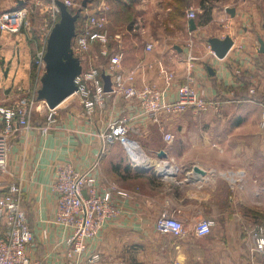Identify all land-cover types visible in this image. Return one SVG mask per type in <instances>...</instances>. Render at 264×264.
<instances>
[{"label": "crops", "instance_id": "obj_1", "mask_svg": "<svg viewBox=\"0 0 264 264\" xmlns=\"http://www.w3.org/2000/svg\"><path fill=\"white\" fill-rule=\"evenodd\" d=\"M97 1L89 0V9L104 0ZM131 2L151 15L121 29L122 69L142 64L135 84L159 86V61L174 74L167 100L175 99L176 87L187 83L189 75L198 95L213 100L217 107L207 113L161 110L148 116L134 100L108 97L105 108L87 118L80 105L70 109L68 104L62 105L64 100L57 106L56 126L48 134L17 131L10 140L8 178L18 182L23 191V207L34 236L28 255L42 264H264L262 255L252 251L250 236L257 228L264 233L260 127L264 52L259 51L258 41H264V0H237L223 3L220 9L205 6L204 0H198L197 5L191 0L190 7L203 12L194 18V30L189 28L186 13L173 17L174 0ZM226 8H233L234 16ZM134 24L144 26V32H136ZM226 35L233 44L218 58L207 40ZM147 43H152L151 50H145ZM13 57L12 52L1 50L0 70L12 63L9 59ZM119 118L127 119L132 128L130 138L138 143L130 145L133 159L139 167L150 166L149 170H137L119 142L99 154L97 134ZM165 133L173 135L171 142L164 140ZM160 150L169 162L161 169L169 170L165 178L157 174L162 165L157 154ZM95 160L96 186L113 182L131 197L117 198L119 215L88 241L85 253L79 256L65 242L70 230L54 222L56 200L51 184L58 165L69 164L82 172ZM194 166L204 173H194ZM227 169L245 171L239 189L231 190L220 176ZM163 212L184 220L186 233L182 237L156 231L154 221ZM202 217L213 219L215 225L209 234L198 237L193 225ZM94 253L99 260L89 259Z\"/></svg>", "mask_w": 264, "mask_h": 264}, {"label": "built area", "instance_id": "obj_2", "mask_svg": "<svg viewBox=\"0 0 264 264\" xmlns=\"http://www.w3.org/2000/svg\"><path fill=\"white\" fill-rule=\"evenodd\" d=\"M49 1L53 15L57 16L59 10L55 3L56 0ZM61 1L66 7H71L73 4L71 0ZM106 7L102 1L94 9L84 8V11H80L75 23L78 31L75 30L76 34L72 39L71 46L73 54L80 60L82 69L74 78L77 91L68 98L77 99L85 117L90 118L97 110H103L108 97L134 100L141 113L148 116H155L161 110L169 113H182L191 109L195 112L207 113L217 107L213 100L198 95L192 86V79L189 75L187 83L176 87L175 99L167 100L168 88L171 86L174 74L159 61L156 64L162 76L161 85L144 83L137 86L135 74L142 64L135 65L126 71L122 69L124 58L122 33L110 32V20L106 13ZM83 12L85 15L82 17ZM185 13L188 20L196 17L192 8H187ZM27 23L25 8L0 11L1 33L18 34ZM133 26L137 27L138 24ZM48 34L33 58L39 77L44 72L43 58ZM111 42L115 44L113 51H110L109 47ZM152 47V43H147L145 50H151ZM190 59L192 57L189 55L188 60ZM102 75L109 77L110 91L104 90ZM39 86L33 88L31 93L28 90L23 91L12 104L0 106V264H42L41 261L32 259L28 255V249L33 243L34 236L29 228L23 207V191L18 182L8 178L11 137L20 129L24 131L36 130L40 135H46L56 126L57 107L49 108L44 101L36 99ZM40 102L41 105H39ZM34 113H44L43 123L35 124L33 122L32 115ZM260 127L263 130L262 142L264 143V112ZM131 133L132 128L127 124L126 118L112 120L105 130L97 134L101 144L99 154L104 153L109 145L119 142L137 167L130 145L138 143L130 138ZM163 138L165 141L171 142L173 135L165 133ZM147 158L148 156L145 154V161ZM159 163L162 165L157 174L162 178L170 175L168 169L161 170L164 167L167 168L165 166L167 163L164 161ZM97 165L98 160H95L91 167L82 172L69 164L58 165L51 184L56 200L54 222L64 229L70 230L65 242L71 251L79 256L85 253L88 241L119 215L117 198L131 197L128 190L113 182H106L102 188L97 187L96 178L93 175V170ZM219 174L227 181L231 190L239 189L246 176L242 169H227ZM214 225L215 221L211 218H198L194 222L193 232L198 237L205 236L210 233ZM154 227L156 231L169 233L176 238H180L186 233L184 220L172 212H163L156 217ZM250 236L253 242L252 251L261 254L264 260L262 229L257 228L250 233ZM89 259L97 261L99 255L94 253Z\"/></svg>", "mask_w": 264, "mask_h": 264}, {"label": "rangeland", "instance_id": "obj_3", "mask_svg": "<svg viewBox=\"0 0 264 264\" xmlns=\"http://www.w3.org/2000/svg\"><path fill=\"white\" fill-rule=\"evenodd\" d=\"M71 1L73 3L71 8L73 9L80 7L82 9L81 11H84V8L88 7L87 4L90 3L89 0ZM83 1H85V7L82 6ZM93 1L95 3L97 0ZM175 1L176 0H174V2ZM197 1L198 0H195L196 5ZM236 1L237 0H204L203 4L205 6H217V9H220L223 3H231ZM181 2L183 6L186 4V7L183 9L184 13L187 8L194 9L196 16L197 14L203 13L200 8L190 7L191 4L189 3H191V0H181ZM104 3L107 6L106 13L110 20L109 30H112V32L120 30L119 27H116L117 24L121 26V24H126L129 19H133L134 21L140 17L143 19L144 17L151 15L148 10H142L124 4L125 6L129 7L128 17H125V14L120 13L119 19L116 21V19H114V9L110 7L106 0H104ZM20 8L26 9V17L28 22L27 25L23 27L18 34H6L0 32V51L7 50L12 52V55H16V57L9 59L12 61V63H10L7 67L3 65L2 69L0 70V106L12 104L22 94L23 91L28 90V92L31 93L33 88H35L37 85L39 86V72L33 63V58L36 51L39 50L44 43L48 31H50V28L59 19V14L57 16L53 15L49 0H0V11ZM89 8L90 7H88V9ZM181 8L182 5L177 4L176 8L173 9L174 18L177 15H182V11H177ZM156 12L159 13L160 11ZM84 15L85 13L83 12L81 16L83 17ZM130 16L132 17L129 18ZM124 18L129 19L126 21ZM114 28L116 29L114 30ZM144 28V26H139L138 24L136 32L140 31L139 33H143L145 30ZM65 101L66 102H64L62 105L68 104L67 108L77 109V107H79L76 98L71 97ZM32 118L35 124H40L45 120V115L44 113H34ZM158 161H164L166 163L168 162L165 158H158Z\"/></svg>", "mask_w": 264, "mask_h": 264}, {"label": "water", "instance_id": "obj_4", "mask_svg": "<svg viewBox=\"0 0 264 264\" xmlns=\"http://www.w3.org/2000/svg\"><path fill=\"white\" fill-rule=\"evenodd\" d=\"M56 6L59 10V19L51 27L46 39V47L44 54V72L40 77V86L36 92V99L44 101L49 108L57 107L75 91L77 87L74 78L81 72V63L78 57L72 51V39L75 36V23L79 17V11L71 14L61 0H56ZM85 7V1L82 4ZM231 16H234L233 8H226ZM190 30L195 29L194 19L188 20ZM259 41V51L264 52V41ZM211 51L218 58L225 56L227 51L233 44L230 36L223 38L211 37L207 40ZM208 71L212 74L210 67ZM104 82V90L110 91V79L106 75H102ZM159 158H166V153L160 150ZM139 171L149 170V167H136ZM194 173L203 174L204 171L194 166Z\"/></svg>", "mask_w": 264, "mask_h": 264}, {"label": "trees", "instance_id": "obj_5", "mask_svg": "<svg viewBox=\"0 0 264 264\" xmlns=\"http://www.w3.org/2000/svg\"><path fill=\"white\" fill-rule=\"evenodd\" d=\"M107 1V3L110 5V7L112 8V9H114V19H116V21L119 19V15H120V13H123V14H125L126 16L125 17H128V11H129V7H127V6H125L124 4H127V5H130V7L131 6H133L132 5V2H131V0H106ZM125 2V3H124ZM182 5V8L181 9H178L177 11H182L183 13H184V6L186 5V4H184V6H183V4H182V2H181V0H176V5ZM176 8V7H175ZM174 8V9H175ZM67 9H68V11L71 13V14H74V13H76V12H78L79 10L81 11L82 9L79 7V8H71V7H67ZM80 11H79V13H80ZM182 13V14H183ZM132 16H130L129 18H131ZM128 18V19H129ZM125 19V18H124ZM128 19H125L126 21L128 20ZM115 21V20H114ZM116 23V22H115ZM133 23V19H129L128 21H127V23L126 24H124V25H122L121 24V26H119L118 24L116 25V27H119L120 28V30L119 31H116V32H121V28H127L129 25H131ZM116 28H114V30H115ZM75 30L76 31H78V27H76V25H75ZM110 32L111 33H115V32H112V30H110ZM110 46V51H113V49L115 48V44L114 43H110L109 44Z\"/></svg>", "mask_w": 264, "mask_h": 264}, {"label": "bare ground", "instance_id": "obj_6", "mask_svg": "<svg viewBox=\"0 0 264 264\" xmlns=\"http://www.w3.org/2000/svg\"><path fill=\"white\" fill-rule=\"evenodd\" d=\"M41 104H42V103L40 102L39 105H41ZM38 107H39V106H38ZM40 107H41V106H40ZM172 171H174V170H172Z\"/></svg>", "mask_w": 264, "mask_h": 264}]
</instances>
